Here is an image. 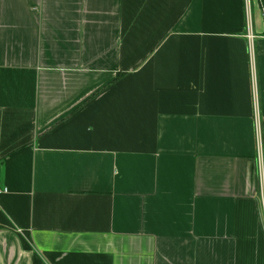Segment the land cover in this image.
I'll return each instance as SVG.
<instances>
[{"label":"crops","instance_id":"1","mask_svg":"<svg viewBox=\"0 0 264 264\" xmlns=\"http://www.w3.org/2000/svg\"><path fill=\"white\" fill-rule=\"evenodd\" d=\"M259 133V0H0V264H264Z\"/></svg>","mask_w":264,"mask_h":264},{"label":"built area","instance_id":"2","mask_svg":"<svg viewBox=\"0 0 264 264\" xmlns=\"http://www.w3.org/2000/svg\"><path fill=\"white\" fill-rule=\"evenodd\" d=\"M256 120H257V126H258V128H261L258 114L256 115ZM257 144H258V151H259L260 159H261V156H262V140H261V134L260 133L258 134ZM261 161H262V159H261ZM263 169H264V166H263V161H262V163H261V170H263ZM1 193H4V194L8 193V189H6V188L3 189L2 191H0V194ZM263 220H264V201H263Z\"/></svg>","mask_w":264,"mask_h":264},{"label":"trees","instance_id":"3","mask_svg":"<svg viewBox=\"0 0 264 264\" xmlns=\"http://www.w3.org/2000/svg\"><path fill=\"white\" fill-rule=\"evenodd\" d=\"M260 1V6H261V9L263 10L264 12V0H259Z\"/></svg>","mask_w":264,"mask_h":264}]
</instances>
